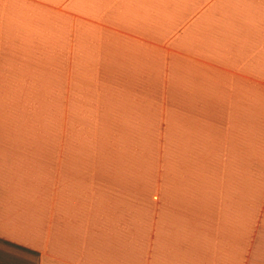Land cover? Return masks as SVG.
I'll use <instances>...</instances> for the list:
<instances>
[{
    "label": "crops",
    "instance_id": "obj_1",
    "mask_svg": "<svg viewBox=\"0 0 264 264\" xmlns=\"http://www.w3.org/2000/svg\"><path fill=\"white\" fill-rule=\"evenodd\" d=\"M0 264H264V0H0Z\"/></svg>",
    "mask_w": 264,
    "mask_h": 264
},
{
    "label": "rangeland",
    "instance_id": "obj_2",
    "mask_svg": "<svg viewBox=\"0 0 264 264\" xmlns=\"http://www.w3.org/2000/svg\"><path fill=\"white\" fill-rule=\"evenodd\" d=\"M56 86H61L59 84H57V82L55 83ZM90 95V94H89ZM63 99H64V95L60 92H56L55 97H54V102H55V107H54V136H55V142H56V151H61V147L59 142L63 141V139H72L71 137H64V121L62 119V104H63ZM80 125L84 126L83 128L86 129L88 131V123L86 120H83L82 122H79ZM77 139H82V137H77ZM68 140L66 142V147L68 146H77V145H81L82 146V151L87 149V150H92L93 149V145L92 144H85V141L82 140H75L77 142V144L73 145V142L69 143ZM62 146V145H61ZM105 146V145H104ZM112 146H114L113 143H108V145H106V147L108 148L109 151H115L117 148H111ZM139 149V147L137 148ZM140 151L142 152V154L140 153ZM150 151L152 153H150V158H153V153H155L157 151V144H155L154 146H152L150 148ZM121 153H124L126 156H128V158L130 159V165L134 167L135 169V173H138V171H141L143 169V166L146 162L145 157H147L148 160L149 156L147 155V152H143L142 149L137 150V155H133L130 152H123L121 151ZM152 155V156H151ZM132 161H133V165H132Z\"/></svg>",
    "mask_w": 264,
    "mask_h": 264
}]
</instances>
